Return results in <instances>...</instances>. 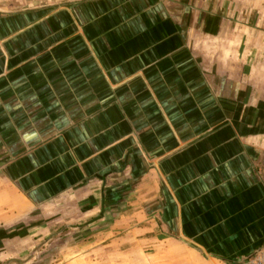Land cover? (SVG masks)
Returning a JSON list of instances; mask_svg holds the SVG:
<instances>
[{
    "label": "crops",
    "instance_id": "0c3cea01",
    "mask_svg": "<svg viewBox=\"0 0 264 264\" xmlns=\"http://www.w3.org/2000/svg\"><path fill=\"white\" fill-rule=\"evenodd\" d=\"M59 240L63 264L264 252V0H0V262Z\"/></svg>",
    "mask_w": 264,
    "mask_h": 264
},
{
    "label": "rangeland",
    "instance_id": "374dc122",
    "mask_svg": "<svg viewBox=\"0 0 264 264\" xmlns=\"http://www.w3.org/2000/svg\"><path fill=\"white\" fill-rule=\"evenodd\" d=\"M63 245H64L63 241L59 240L58 242H55L54 246L52 245L43 246L42 250L41 249L38 250L40 253H33L29 258H23L19 260L16 257H12L10 258V260H7L6 262H0V264H60V263L63 264L62 259L53 257V254L57 253L58 252L57 250L61 249ZM262 252L263 251H259L256 254ZM253 256L245 257L241 261L252 258Z\"/></svg>",
    "mask_w": 264,
    "mask_h": 264
},
{
    "label": "built area",
    "instance_id": "2783aa9c",
    "mask_svg": "<svg viewBox=\"0 0 264 264\" xmlns=\"http://www.w3.org/2000/svg\"><path fill=\"white\" fill-rule=\"evenodd\" d=\"M237 264H264V252L258 253L247 260L240 261Z\"/></svg>",
    "mask_w": 264,
    "mask_h": 264
}]
</instances>
